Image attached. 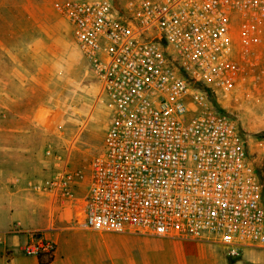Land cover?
<instances>
[{
    "label": "built area",
    "instance_id": "obj_1",
    "mask_svg": "<svg viewBox=\"0 0 264 264\" xmlns=\"http://www.w3.org/2000/svg\"><path fill=\"white\" fill-rule=\"evenodd\" d=\"M54 7L110 117L86 171L54 156L57 171L34 189L60 208L82 202L91 232L214 243L232 257L264 250V138L257 165L243 126L222 103L258 89L264 0H68ZM55 250L38 234L22 247L44 264Z\"/></svg>",
    "mask_w": 264,
    "mask_h": 264
},
{
    "label": "rangeland",
    "instance_id": "obj_2",
    "mask_svg": "<svg viewBox=\"0 0 264 264\" xmlns=\"http://www.w3.org/2000/svg\"><path fill=\"white\" fill-rule=\"evenodd\" d=\"M63 1L68 0H0V162L17 157L6 149L8 144L25 146V165L0 167L5 175L20 180L15 187L6 183L11 191L31 192L47 182L57 171L54 156H60L71 170L86 171L91 158L102 150L110 109L74 44L69 25L55 11L54 4ZM20 82L22 86H18ZM222 103L243 126L248 152L259 165L257 143L264 138V68L257 91ZM47 150L52 157L46 155ZM103 234L130 240L122 245L107 241L110 253L120 254L107 264H251L244 255L228 256L214 243ZM189 243L196 247L184 250L182 245ZM118 245L122 248L117 249ZM245 250L264 253L262 249Z\"/></svg>",
    "mask_w": 264,
    "mask_h": 264
},
{
    "label": "crops",
    "instance_id": "obj_3",
    "mask_svg": "<svg viewBox=\"0 0 264 264\" xmlns=\"http://www.w3.org/2000/svg\"><path fill=\"white\" fill-rule=\"evenodd\" d=\"M18 86H22V82ZM17 131L20 134L22 130ZM6 149L16 152L17 157L3 159L0 167L19 168L25 165L24 145L10 147L8 144ZM5 173L0 171V264H39L37 259L22 252L30 235L36 233L56 244L53 261L49 264H107L108 259L112 261L120 256L113 250V254L110 253L108 240H117L118 244L130 242L126 236L87 230L80 202L72 208H60L52 205L48 195L38 194L36 190L32 191L34 189L31 192L26 189L11 191L6 183L10 182L15 187L20 180ZM77 196L81 197V193L78 192ZM121 245L117 249H121ZM182 246H185L184 250L196 247L190 243ZM241 255L251 264H264V253L260 251L251 253L243 250Z\"/></svg>",
    "mask_w": 264,
    "mask_h": 264
},
{
    "label": "trees",
    "instance_id": "obj_4",
    "mask_svg": "<svg viewBox=\"0 0 264 264\" xmlns=\"http://www.w3.org/2000/svg\"><path fill=\"white\" fill-rule=\"evenodd\" d=\"M39 264H44V262H43V261H41V260H39Z\"/></svg>",
    "mask_w": 264,
    "mask_h": 264
}]
</instances>
